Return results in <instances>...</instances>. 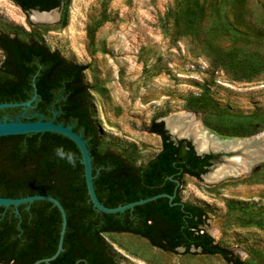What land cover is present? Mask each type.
I'll list each match as a JSON object with an SVG mask.
<instances>
[{"label":"rangeland","instance_id":"obj_1","mask_svg":"<svg viewBox=\"0 0 264 264\" xmlns=\"http://www.w3.org/2000/svg\"><path fill=\"white\" fill-rule=\"evenodd\" d=\"M58 10L53 21L33 22L0 0V32L87 65L98 151L143 165L161 148L150 123L180 110L227 137L264 130V0H64ZM3 58L0 50V65ZM179 190L205 211L215 242L244 264H264V158L217 181L184 174ZM102 237L118 264H232L219 254L164 251L128 232Z\"/></svg>","mask_w":264,"mask_h":264},{"label":"trees","instance_id":"obj_2","mask_svg":"<svg viewBox=\"0 0 264 264\" xmlns=\"http://www.w3.org/2000/svg\"><path fill=\"white\" fill-rule=\"evenodd\" d=\"M12 1L24 12L31 8H59L64 2ZM0 34V47L4 50L0 70L7 76L0 80V89L7 92V100L22 102L34 93V83L42 101L36 105L38 114L32 119L39 114L45 119L54 117L57 122L73 124V129L82 133L91 151L93 173L99 169L93 183L104 205L113 207L161 192L175 193L173 204L167 197H158L132 210L101 212L88 200L80 152L72 140L48 131L1 136L0 196L50 194L66 210L63 249L50 264H118L102 237L104 232L136 234L164 251H176L179 246L184 251L191 246L199 247L200 253L219 254L232 264H244L203 228L205 211L180 198L182 176L200 177L215 155H197L189 141L170 139L163 123L157 121L150 123V130L160 134L161 148L145 164L136 166L114 150L98 151V129L92 118L89 87L82 76L87 65L74 62L38 41ZM56 97L58 100L51 108L48 103ZM182 142H185L183 154ZM17 208L16 214L12 206H0V264H34L51 256L61 229L58 207L40 199L29 207L20 204Z\"/></svg>","mask_w":264,"mask_h":264},{"label":"water","instance_id":"obj_3","mask_svg":"<svg viewBox=\"0 0 264 264\" xmlns=\"http://www.w3.org/2000/svg\"><path fill=\"white\" fill-rule=\"evenodd\" d=\"M59 8L54 7L49 10H39L38 8H31L27 10L25 13L28 14V17L31 21L33 22H48V21H53L58 18L59 15ZM51 13L53 18L50 20H39L37 18H31V16L38 15V14H43V13ZM34 85V93L31 98L28 100L22 101V102H3L0 103V108L6 107V106H21L22 111L16 115L15 118H10L7 119L6 116L2 117L0 119V136L2 135H14V134H27V133H37V132H55L61 135H64L68 137L70 140H72L76 146L79 149L80 152V162L83 165V174H84V179H85V185L87 189V194H88V200L91 201L92 206L97 209L98 211L105 212V213H116V212H124L127 209L132 210L134 206L143 204L145 202L154 200L158 197H167L169 200L170 204H173L172 199L175 196V193L169 194L166 192H161L157 193L152 196H148L145 198L137 199L134 201H130L125 204H120L117 206H106L104 205L98 198L93 179L98 172L99 169L96 170V173H93V165H92V156H91V151L87 145V139L83 138L81 132H77L73 129V124H64L62 122H57L54 120V117L51 119H45L43 114H39L38 118L32 119L35 117L38 112L33 111L31 113H27V109L29 107L34 106L32 104V101L36 98L37 92ZM53 114H56V111H53ZM26 118L25 120L21 119L20 117ZM177 113H171L165 117H161L160 121L163 122V127L167 134L169 135L170 139L177 141L180 139L187 140L191 143L193 146V149L197 155L203 156L206 154H213V155H218V160L220 162H217L212 160L211 165L208 166L207 171L205 173L200 174V177L203 178L205 181H208L207 175L209 172H212L217 166L227 163L230 161V158L234 155H244L245 153L243 150L239 148L235 149H213V148H206V149H198L195 144L194 140V135L192 133H186V134H181L177 131H173L171 127L169 126V121H171L174 118H177ZM220 135V134H218ZM256 135V133H255ZM225 136V135H223ZM251 137L254 136L250 135ZM226 137V136H225ZM245 138V137H243ZM247 138V137H246ZM249 138V136H248ZM258 139H253L251 142H257ZM223 163H222V162ZM178 183V181H177ZM49 200L51 201L54 205H56L60 211L61 214V229L59 233V239H58V244L55 252L46 258L43 259H38L34 262V264H37L41 261H44L46 264H50V261L53 260L63 249V239H64V234L66 231V225H67V216H66V210L62 203L59 201L58 198H56L53 195L50 194H32V195H26V196H20V197H6V196H0V206H3L4 208H8L9 206H12L13 211L17 214L18 213V205L20 204H27V207H29V204L33 202L34 200ZM209 233V232H208ZM210 234V233H209ZM176 250L179 251H184L185 248L183 246H179L176 248ZM189 250H195V251H200L199 247H194L191 246Z\"/></svg>","mask_w":264,"mask_h":264},{"label":"bare ground","instance_id":"obj_4","mask_svg":"<svg viewBox=\"0 0 264 264\" xmlns=\"http://www.w3.org/2000/svg\"><path fill=\"white\" fill-rule=\"evenodd\" d=\"M52 15L48 12L31 16V18L46 21L53 18ZM176 113L178 115L177 118L169 121V126L173 131L181 134L192 133L198 149H206L209 147L213 149L239 148L245 153L242 156H232L230 161L217 166L212 172L208 173L207 179L209 182L246 173L253 164L264 158V130L257 132L253 137L249 136V138L225 137L203 126L198 116L193 112L180 110ZM253 139H258V141L252 143L251 141Z\"/></svg>","mask_w":264,"mask_h":264},{"label":"flooded vegetation","instance_id":"obj_5","mask_svg":"<svg viewBox=\"0 0 264 264\" xmlns=\"http://www.w3.org/2000/svg\"><path fill=\"white\" fill-rule=\"evenodd\" d=\"M0 33H1V32H0ZM0 35H1V34H0ZM12 36H14V35L9 34V37H12ZM0 38H1V36H0ZM0 50L2 51V53H4V50H3L1 47H0ZM3 57H4V54H3ZM18 94H19V93H18ZM13 95H14V94H13ZM19 95L22 96V94H19ZM32 95H33V94H32ZM32 95H30V96L27 98V100H28L29 98H31ZM7 96H8L7 92H6L5 90L0 89V103H3V102H16V101H14V100H12V101L7 100ZM24 100H25V99H24ZM56 100H58V97H56L54 100H52V101H50V102L48 103V104L51 106V108H52V106L55 104ZM39 101H42V98L39 97V96L37 95L36 98L32 101V104H34V106L29 107V108L27 109L26 112H27V113H31V112H33V111H36V110H35V107H36V105L38 104ZM9 107H14V106H6V107H2V108H0V119H1L2 117H4V116H6L7 119L15 118L16 115H18V114L22 111V107H19V108L13 109V110H8L7 108H9ZM15 107H18V106H15ZM51 108H49V109L51 110ZM20 118L22 119L23 117L21 116ZM14 135H18V134H14ZM2 136H7V135H2ZM0 137H1V136H0Z\"/></svg>","mask_w":264,"mask_h":264}]
</instances>
